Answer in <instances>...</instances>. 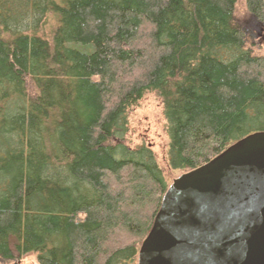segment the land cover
<instances>
[{"label": "trees", "instance_id": "1", "mask_svg": "<svg viewBox=\"0 0 264 264\" xmlns=\"http://www.w3.org/2000/svg\"><path fill=\"white\" fill-rule=\"evenodd\" d=\"M244 1L264 22V0ZM236 4L0 0V260L137 259L169 187L150 149L124 143L148 92L173 171L264 132V58Z\"/></svg>", "mask_w": 264, "mask_h": 264}, {"label": "water", "instance_id": "2", "mask_svg": "<svg viewBox=\"0 0 264 264\" xmlns=\"http://www.w3.org/2000/svg\"><path fill=\"white\" fill-rule=\"evenodd\" d=\"M136 264H264V132L169 185Z\"/></svg>", "mask_w": 264, "mask_h": 264}, {"label": "rangeland", "instance_id": "3", "mask_svg": "<svg viewBox=\"0 0 264 264\" xmlns=\"http://www.w3.org/2000/svg\"><path fill=\"white\" fill-rule=\"evenodd\" d=\"M236 21L242 27L252 47L253 54L258 58H264V25L263 21L251 16L246 8L244 0H237ZM48 20L45 34L48 35L53 23ZM128 131L125 137V145L130 149L147 147L155 156L156 163L162 170L168 185L183 174V171H173L168 167L167 123L163 116V107L159 97L153 93H146L142 99L127 112ZM137 259L129 264H136ZM0 264H38L36 254H26L14 261H2Z\"/></svg>", "mask_w": 264, "mask_h": 264}]
</instances>
